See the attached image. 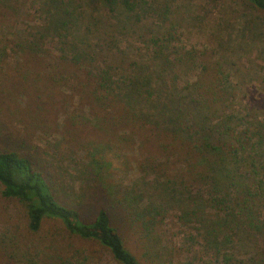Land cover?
<instances>
[{"label": "rangeland", "instance_id": "374dc122", "mask_svg": "<svg viewBox=\"0 0 264 264\" xmlns=\"http://www.w3.org/2000/svg\"><path fill=\"white\" fill-rule=\"evenodd\" d=\"M132 4L0 0V150L37 161L59 202L86 222L108 210L141 264H264V156L240 150L225 160L236 184L217 190L209 176L188 170L198 135L188 136L203 129V77L218 75L227 91L212 106L211 125L224 118L256 134L264 125V12L241 0ZM155 45L185 62L162 66ZM139 67H150L162 106L155 110L144 96L132 109L169 119L138 122L141 131L135 125L145 117L132 123L114 115L110 132L99 130L100 112L82 85L107 69L119 80ZM2 189L0 264H117L58 220L30 232L25 206Z\"/></svg>", "mask_w": 264, "mask_h": 264}, {"label": "trees", "instance_id": "16d2710c", "mask_svg": "<svg viewBox=\"0 0 264 264\" xmlns=\"http://www.w3.org/2000/svg\"><path fill=\"white\" fill-rule=\"evenodd\" d=\"M103 1L112 6H119L118 4L122 3L125 7L130 8L133 7L132 1L135 0ZM241 1L257 11L264 12V0ZM155 47H158L155 60L159 61L160 64L162 63V66L168 68L176 62H185L182 61V58L179 62L176 61L177 59H171V55H168L167 52L172 47L163 49L159 45H155ZM65 49L63 53L68 55L69 52ZM73 56L78 57L80 55L78 52H74ZM214 68L205 67L204 70L213 69L214 72L217 71L216 73L221 71V69L219 71V69ZM149 69L150 67L145 70L139 67L136 76L123 75L119 80L113 79L107 69L103 74H98L95 77L91 75L89 79H85L82 90L84 96L91 99L95 104L92 111L99 110L100 112L99 115H96V127L99 130L108 134L114 126L115 116L124 122L132 123L140 117H145V119L137 121L135 126H138V128L140 127L138 122L161 123V121L165 122L169 119L167 118L168 113H158L157 111V113H151L150 111L145 113L144 109L135 111L131 107L132 103L135 104V107H138L139 101L143 100L144 96L147 97V101L149 100L153 104L151 106L155 110L156 107L161 108L162 106L161 96L163 91L161 90L159 93L157 87H154L157 82L151 76ZM203 79L208 87L206 93L198 95L200 103L197 102L201 104V101H204L205 103L202 118L197 116L203 129L198 131V134L196 132L188 136L190 139V136L195 137V135H198L195 143L188 146L190 152L194 155L188 170L196 175V179L204 178L203 174L206 175L205 178L209 176L208 179L213 181V187L217 190L216 188L223 182L224 184H230V186L236 184L233 178L228 176V166L224 164L225 160L227 164L231 163L233 158L238 156L240 150L264 156V125L262 124L259 134L253 133V127L250 125L240 124L238 127H233L224 118L219 123L211 125L208 117L209 113L214 111L212 106L222 101L227 91L222 88L218 75H214L212 78L203 77ZM26 81L29 83L27 79ZM195 85H197V82H195ZM118 98H124L126 102L123 104ZM115 112L118 113L115 114ZM150 118L157 120L151 122ZM139 129L141 130V128ZM162 136L163 142H166V140L164 141V134ZM181 147L184 148V146ZM184 157L181 156V158ZM207 157L213 158L210 160L211 162L205 160ZM210 169L214 170L211 176L208 174ZM0 186L3 187L2 195L5 198L18 200L25 206L30 232H39L46 219H55L72 236L83 241L98 243L111 254L117 264H141L126 247L119 230L113 226L111 213L108 210H100L91 222L83 220L77 210L64 206L59 202L54 189L51 188L47 172L32 157L10 149L0 150Z\"/></svg>", "mask_w": 264, "mask_h": 264}]
</instances>
